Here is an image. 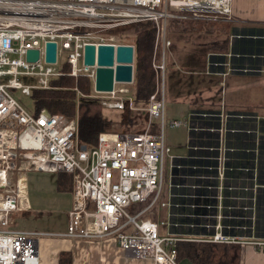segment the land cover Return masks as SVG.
<instances>
[{
  "label": "built area",
  "instance_id": "built-area-1",
  "mask_svg": "<svg viewBox=\"0 0 264 264\" xmlns=\"http://www.w3.org/2000/svg\"><path fill=\"white\" fill-rule=\"evenodd\" d=\"M231 5L232 0H0V264H39L37 240L52 235L85 240L111 238L122 251L137 260L178 264V241L242 242L243 239L228 236L223 230L243 228L252 232L245 242L264 251V237L253 234L255 197L250 206H241L244 198L232 193L239 187L234 184V177L225 174L226 169L232 170L229 165L233 159L228 153L236 148L226 146L224 133L237 131L227 126V120H247L250 125L242 131L257 134L258 123L264 118L255 112L220 110L219 128H208L219 134L220 143L206 147L208 153L202 158L209 161L206 168L216 172L197 178L211 179L215 183L208 186L213 190L210 195L196 197L209 198L212 202L191 204L190 207L205 208L206 212L186 215L200 219V223L191 226L201 227L208 234L190 236L170 231L171 225H179L170 221L177 215L172 209L180 206L172 199L188 197L172 192V187L187 186L185 182L173 183L172 179L190 176L176 172L184 166L179 162L184 156H169L165 129L185 125L188 129H200V124L192 123L190 116L189 121L166 119L167 56L172 45L167 24L170 20L206 23L230 20ZM144 21L155 25L151 60L155 90L144 108L146 125L143 130L104 132L98 136L95 145H83L78 138L77 116L50 114L44 110L34 113L13 96L12 92L16 90L31 96L34 89L49 88L51 80L62 76L67 66L68 75L84 76L92 81L93 93L88 96L98 99L103 109L118 113L136 110L131 94L133 82H114L110 92L95 91L96 65L83 64V48L86 44L117 45L113 36H107L110 29ZM47 42L56 43L55 63L45 60ZM29 49L39 51L36 61L27 60ZM207 65L212 74L220 76L233 71H251L226 63L218 54H209ZM153 120H157L158 130L154 128ZM253 120L258 122L255 129L251 125ZM246 151L254 153L251 161L255 171L257 144ZM167 161L171 171L166 190L163 176ZM30 170L71 175L72 205L64 233L12 227L13 214L30 209L27 178ZM252 180L255 181V177ZM256 189L254 184L251 190L255 193ZM165 192L167 201L163 200ZM234 202H237L236 206ZM142 204L145 207L133 215L128 212ZM159 205L167 208L168 220L158 222L144 217L146 210ZM240 209L251 210V214L241 216ZM231 219L249 220L250 224H227L226 221ZM160 225L167 229L163 235Z\"/></svg>",
  "mask_w": 264,
  "mask_h": 264
},
{
  "label": "trees",
  "instance_id": "trees-1",
  "mask_svg": "<svg viewBox=\"0 0 264 264\" xmlns=\"http://www.w3.org/2000/svg\"><path fill=\"white\" fill-rule=\"evenodd\" d=\"M190 21L191 20H188V22L184 20H170V22H173L176 25H181L177 32L179 36H182L183 32H187L185 23H190ZM207 24L209 25L210 23H206V25ZM129 28L134 36L133 43H130L134 46V78L131 86V94L134 97V104L137 109L119 112L121 114L120 116L123 117L119 122L121 124L131 123L134 125V123H136L134 119L136 117L140 119V115L145 113L144 108L147 104L148 98L155 90V73L151 66L154 50L155 25L151 21H144L131 24ZM235 31L239 32L237 29H235ZM255 31L256 30L244 29L240 32H242L243 35H248L257 33ZM109 32H107V34H109ZM220 33L222 32L220 31ZM168 36H170L169 31ZM169 38L171 39V37ZM259 42L260 46L264 49V39L259 40ZM204 46L202 52L220 54V59H224L229 50V38H222L221 36H218L215 40L210 38L204 43ZM263 49L262 51H264ZM260 58L261 59L258 60L259 66L264 63V57ZM68 72V67L65 66L63 69L64 74L58 78L52 79L49 88L34 89L32 91L31 98L34 106L33 112L39 113L44 110L50 114L60 113L67 117L77 116L78 138L80 143L87 146H93L96 144L97 138L101 133L118 131H110L114 122L105 116L100 101L88 96L93 93L92 81L84 76H79L77 78L72 77L68 75ZM220 112V110L214 109H193L190 113L192 123L200 124V129H189L186 146L187 154L186 156L179 158L180 164L184 166L180 170H176V172H181L190 177L185 179H172L173 183L185 182V185H187L178 189L172 187V192H179L180 194L188 195V197H174L172 199L174 202L180 204V206L172 209L177 215L172 216L170 221L179 224L177 226L171 225L170 231L172 233L190 236H201L207 233L201 227L191 226L200 223V219L186 215L203 214L206 212L205 208H195L190 207L189 205L196 204V202L199 201L200 204L212 202L209 198L196 196L199 194L210 195L213 190L209 189L208 186L215 182L211 179L197 178V176H210L214 175L216 172L213 169L209 170L206 168V166L209 165V161L202 157L206 156L208 153L205 149L206 147L217 146L218 143H220L219 134L215 131L208 130V128H219ZM200 113H207L209 115L201 116ZM232 113L242 112L234 111ZM142 118L144 123L142 129H124L121 131L128 130L138 132L143 130L146 124V118L144 115ZM124 119L127 121L124 122ZM257 123L258 122L253 120V124L251 125L254 129L256 128ZM246 125H250L247 120L239 118H230L227 120V126L229 128H236L237 131H227L224 133L223 142L226 146L236 148L235 151L228 153L233 159L229 165L232 170L226 169L225 174L234 177L233 182L239 187V189H234L232 193L244 198L241 199V206H250L252 204V197H255V230L253 234L256 237L261 238L264 237V119L260 120L258 123L257 134L242 131ZM256 144L258 150L257 166L256 170L253 171V163L251 160L254 153L251 151L247 152L246 149H254ZM253 177H255V181L252 180ZM254 184L257 185L255 193L251 190V187ZM191 185H199L200 187L193 188ZM167 188L165 189L167 190ZM245 188L250 189L246 190ZM147 211L148 210H146V212ZM239 212L241 216L251 214V210L248 209H240ZM226 222L242 226L250 224L249 220L243 219H240L239 221L228 220ZM229 231L231 235H237L241 238H248L252 235V232L249 229L238 228L237 230L232 229ZM224 233L229 232L226 230ZM176 249V260L178 263L187 260L192 264H238L240 256V247L238 245L200 240L178 241L176 243ZM68 255V253L61 254L59 264H70Z\"/></svg>",
  "mask_w": 264,
  "mask_h": 264
},
{
  "label": "crops",
  "instance_id": "crops-1",
  "mask_svg": "<svg viewBox=\"0 0 264 264\" xmlns=\"http://www.w3.org/2000/svg\"><path fill=\"white\" fill-rule=\"evenodd\" d=\"M231 7V19L222 20L230 24L228 33L229 50L224 61L229 62L232 66L251 70L248 72H233L262 75L264 73V63L259 66L258 60L261 59L260 57H264V54H262L264 53L262 51L263 47L260 46L259 42V40L264 39V0H232ZM235 29L239 32H236ZM244 29L256 30L257 33L243 35L240 31ZM258 69L259 72H254ZM219 70L221 71L223 68H219ZM236 102L234 100L230 101L232 107L228 105V111H241L237 108ZM244 108V111H248V107ZM27 175L30 209L14 213L12 227L24 231L51 234L64 233L68 223V211L72 205L71 175L36 170L28 171ZM163 200H168L167 192H165ZM233 204L236 206L237 202ZM137 206H134L131 210L136 209ZM154 208H159V211H157L158 222L168 220L166 207L159 205ZM232 229H224L228 230L229 233H224V230L223 233L228 236L239 237L230 234L229 230ZM241 239H243L242 242L226 243L240 247L238 264H264V251L245 242L250 237ZM37 246L39 264H59L60 256L63 253L69 254L70 264H153L149 260H137L132 255L122 251L111 238L85 240L63 238L57 235L41 236L37 240ZM178 264L192 263L183 260Z\"/></svg>",
  "mask_w": 264,
  "mask_h": 264
},
{
  "label": "rangeland",
  "instance_id": "rangeland-1",
  "mask_svg": "<svg viewBox=\"0 0 264 264\" xmlns=\"http://www.w3.org/2000/svg\"><path fill=\"white\" fill-rule=\"evenodd\" d=\"M184 21L188 22V20ZM185 24L187 32H183L182 36L177 34L181 25L170 21L167 24L172 45L167 56L166 119H187L189 121L193 109H214L227 112L228 105H231L230 101L233 100L237 101L236 106L242 113L255 112L260 118H264L262 116L264 115V73L254 75L229 72L230 75L228 73L225 76H216L208 69L209 54L202 52L206 47L204 43L210 38L215 40L218 36L229 38L230 24L223 21L213 22L209 25L199 21H190ZM129 27L130 25L112 28L109 30L110 32L108 31L107 36H113L114 41L119 42L118 44L133 43L134 36ZM24 83L26 82L24 81ZM12 94L25 108L33 112V100L30 95H25L20 90L13 91ZM244 107H248V111H244ZM104 114L114 122L110 131L118 132H122L121 130L124 129H142L143 115L146 118L144 113L140 115V119L137 117L134 119L136 122L134 125L131 123L121 124L119 121L123 117L120 116V113L104 109ZM125 121L127 120L124 119ZM153 123L154 128L157 129V120H153ZM188 132L187 125L165 129V141L170 146L169 156L179 157L187 154ZM170 171L171 164L167 161L163 176L164 188L169 185ZM144 207L145 204L138 205L136 209L128 210V212L133 215L135 211ZM157 211L159 208L151 207L145 212V217L157 221L159 218ZM159 230L161 235L167 231L163 225H160Z\"/></svg>",
  "mask_w": 264,
  "mask_h": 264
},
{
  "label": "water",
  "instance_id": "water-1",
  "mask_svg": "<svg viewBox=\"0 0 264 264\" xmlns=\"http://www.w3.org/2000/svg\"><path fill=\"white\" fill-rule=\"evenodd\" d=\"M45 60L56 61V43H46ZM39 51L29 49L28 61H36ZM134 46L131 44H86L83 48V64L96 65L94 89L97 92H110L115 83L133 82Z\"/></svg>",
  "mask_w": 264,
  "mask_h": 264
},
{
  "label": "bare ground",
  "instance_id": "bare-ground-1",
  "mask_svg": "<svg viewBox=\"0 0 264 264\" xmlns=\"http://www.w3.org/2000/svg\"><path fill=\"white\" fill-rule=\"evenodd\" d=\"M242 226V225H241ZM237 230V229H236ZM224 231H226V230H224Z\"/></svg>",
  "mask_w": 264,
  "mask_h": 264
}]
</instances>
